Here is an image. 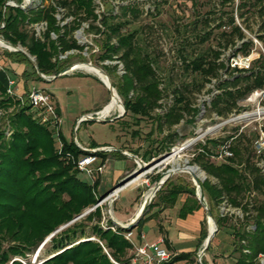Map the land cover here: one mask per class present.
<instances>
[{"label":"trees","instance_id":"trees-1","mask_svg":"<svg viewBox=\"0 0 264 264\" xmlns=\"http://www.w3.org/2000/svg\"><path fill=\"white\" fill-rule=\"evenodd\" d=\"M7 1L0 0V24L5 22L0 34L14 46L26 48L35 57L40 72L45 75H58L69 66L67 63L72 56L62 61L58 58L60 53L85 49L74 38V31L83 22H90V30L106 36L98 59L119 60L124 66L125 72L120 76L118 86L113 84L124 100L126 112L123 117H148L157 123L160 132L167 131L159 149L145 152V159L157 157L179 141L176 139L177 133L173 132L175 126L183 123L187 127L195 123L200 109L194 107L180 90L175 91L178 95L164 114L157 112L163 107L165 91L161 88L155 62L136 42L135 34L124 32L126 22H122L124 18H138L145 13L138 5L122 6L121 14H98L96 0H46V5L27 10L6 6ZM14 1L20 4L23 0ZM146 1H150L149 5H155L160 0ZM254 1L253 7L264 17V0ZM59 7L67 11L66 17H74L72 24H59L55 16ZM146 12L150 14L149 10ZM42 21H46L48 26L39 37L30 25ZM96 22L101 26L96 25ZM199 22L208 23L204 19ZM229 24L230 31L222 32L227 38L226 44L220 47L232 46L235 47L234 55L249 56L253 42L246 40V34L233 18ZM52 33L56 34V39L52 38ZM207 36L198 34L201 43H205ZM258 37L264 45V21ZM237 40L242 41V44L238 45ZM221 55V50L209 48L202 50L190 62H185L186 67L204 81L217 80L218 93L212 97L207 110L211 115L215 114L225 120L244 110L241 102L252 93L264 90V54L253 60L249 67H232L221 60ZM10 56L19 62L29 61L20 51ZM119 63L114 66L103 65L102 68L110 75L119 69ZM34 71L38 74L36 69ZM206 82L198 84L199 92L206 87ZM0 97L2 105H14L16 108L9 116L13 127L12 137L7 140L4 132L0 131V264H31L30 255L35 254L48 237L98 204L100 199L96 191H101L100 177L93 184L79 177L83 172L78 169L77 161L90 153L82 150L75 141L67 142L64 137H61L63 148L59 152L54 131L35 118L27 97H24L27 103L20 99L14 101L7 95V87L2 81ZM245 137L236 134L225 138H207L205 143L197 145L191 163L206 173V179L200 180L201 193L203 199L207 196L213 205L208 207L218 224V231L233 220L220 213V206L225 200L243 210V218L229 225L233 230L234 251L238 254L233 264H261L259 259L264 254V173L255 161V140L245 142ZM231 140L230 149L234 156L223 161L214 160L213 156L220 153L218 149ZM90 148L99 146L93 145ZM95 154L101 156L105 153ZM163 176L164 173L157 174L149 179L158 183ZM196 192V187H183L173 184L169 179L157 195L163 202L174 203L177 197L179 199L186 194V212H180L181 217H186L188 211L204 208L196 198ZM105 195H101V198ZM154 206L152 202L138 226L150 218ZM215 209L217 212H214ZM206 221L202 225L203 234ZM103 223L114 225L98 206L54 234L43 245H49L47 251L51 255L40 264H131L134 245L125 237L131 230L116 226V231H113L103 228ZM182 257H175L165 264H173Z\"/></svg>","mask_w":264,"mask_h":264},{"label":"rangeland","instance_id":"rangeland-1","mask_svg":"<svg viewBox=\"0 0 264 264\" xmlns=\"http://www.w3.org/2000/svg\"><path fill=\"white\" fill-rule=\"evenodd\" d=\"M15 2L17 3V1ZM254 2V0H160L155 5H149L150 1L146 0H126L124 2L118 0H96V8L100 14H108L110 12L121 14V7L129 4L138 5L140 9L145 11L138 18H124L122 22H126L124 32L135 34L136 42L155 62L156 70L162 83L161 88L165 91L164 99L162 100L163 107L158 109L157 112L164 114L169 106L173 104L175 97L178 95L175 93L176 90L183 91L188 99L191 100L193 106L200 109V113L196 117L194 124L184 127L185 125L182 123L174 127L173 132L177 133L176 139L179 141L170 150L164 151L157 157L145 159L144 153L159 149L163 138L167 135V131L160 132L157 128V123L151 118H134L130 116L117 118L121 112L118 108H115L106 118L114 119V121L104 123L84 119L79 120L81 116L87 113L95 114V110L101 109L112 98L108 87L94 73L78 69L74 75L68 74L59 76L53 81H46L40 78L38 74H35L30 60L20 62L19 70L16 73H11L17 86L22 87L25 83V80L22 78V72L27 70L29 73H33L32 77L27 79L30 90L45 89L54 94L55 103L56 105L59 104L62 110L61 117L63 124L61 126V137H64L67 142H79L82 146L89 149L93 145H98L99 147L111 145L116 149L112 154L125 150L127 153L129 152L128 154L137 158V160L134 159V169L123 178H127L125 184L127 187L119 195V198L113 201L109 200L100 206L106 219L113 221V219L117 220V217H126L137 209L138 204L141 208L145 197L157 184L152 180L157 174L164 173L165 176L173 168L183 169L191 166L196 168V174L201 181L207 177L206 173L199 166L191 163L197 151V145L205 143L207 138H225L229 135L243 134L246 136L245 142H247L248 140L254 141L259 132L264 130V93L261 94V90L255 91L246 100L241 102L244 110L238 114H232L228 119L224 120L215 114L211 115L207 110L212 97L218 93L216 89L217 80L213 79L211 82H206L197 73L190 71L186 67V62H190L202 50H209V48L221 50V60L232 67L236 64H241L245 60L241 54L234 55L235 47H220L221 44H226L227 38L222 35V32L230 31L229 21L231 18L242 28L247 36L246 40L252 41L254 44L251 54L247 56L250 58V65L253 60L258 59L261 54H264V45L258 37L264 17L260 15L257 8L253 7ZM147 10H149L150 14L146 12ZM66 14L67 11H65V18L62 19H68L70 24H72L74 17H66ZM203 19L207 20L208 23L201 24L199 21ZM88 24L90 22H83L74 31V38H76V32L82 27L85 28L84 35L88 38L89 43H82L77 38L76 40L81 46H88V52L80 51L76 53L67 64L70 66L92 62L103 67V65L114 66L120 62L123 65L119 60L102 61L98 59V52L93 54L94 45H99L102 48L106 36L97 35L95 31L87 28ZM95 24L99 23L96 22ZM199 33L203 35L208 34L205 43L200 42ZM93 35L97 36L94 37ZM114 43H116V40ZM237 44L241 45L242 41L237 40ZM23 49L27 51L26 48ZM121 75L122 73L119 69L116 72L110 73L109 76L114 85L118 86ZM203 82H206V87L199 92L197 86ZM115 89L117 90L116 87ZM21 93H24L23 87ZM7 95L14 101L17 99L8 93ZM120 98L124 103L123 98L121 96ZM23 102L27 103L26 99H23ZM15 109L14 105L7 107L0 103V131L4 132L7 140L13 134V127L9 116ZM55 142L57 149H59L56 135ZM231 142L232 140L227 142V145H230ZM92 149L96 150L98 148ZM174 149H182L178 158L165 162L170 158ZM218 150L221 149L219 148ZM130 161H132V158L130 159L129 157H120L114 160V163L111 165L112 170L107 169L106 178H111L115 167V171L123 173ZM255 161H257L256 157ZM150 176L152 179H149ZM79 177L86 183H94L93 179L86 173H80ZM170 179L173 184L182 185L190 189L196 187L191 174L185 171L175 172ZM118 183L111 184L108 182L102 191H96V195L100 199L99 202L107 199L111 190ZM103 194L106 195L101 198ZM157 194L158 192L152 200L154 204L160 202V197ZM186 197V194L179 197L178 228L176 227L173 233L176 239L178 234V250L188 252L189 248L196 245L195 239L198 237L196 229L199 227L203 210L196 208L192 212L188 211L186 217H181L180 214L185 211L184 206L188 201ZM196 198L199 199L197 192ZM182 199L185 200L183 201ZM204 201L208 206L212 205L207 196H205ZM223 209V205H221V211L227 212L228 216L233 218L223 229H226L230 233L232 231L233 236V230L229 225H232V223L238 221L237 219L243 217V210L240 207H231L230 211H226L227 208ZM214 212H217V210L215 209ZM206 220L204 236L207 235L208 237L210 221L208 218ZM151 228L149 222L144 221L140 226L133 229L134 239L140 236L141 230L145 231L143 234L148 233L150 236L158 233V229ZM206 238L202 241V247ZM224 238L225 234L220 231L216 234L214 241L211 242V248L218 240L221 242L220 251H227L231 245ZM44 243L35 254L30 255L31 264H40L51 255L47 251L49 245L44 247ZM234 250L230 255L231 257L229 256L231 261H234V258L238 256ZM134 252L135 250L131 254H134ZM131 264H135L134 258Z\"/></svg>","mask_w":264,"mask_h":264},{"label":"built area","instance_id":"built-area-1","mask_svg":"<svg viewBox=\"0 0 264 264\" xmlns=\"http://www.w3.org/2000/svg\"><path fill=\"white\" fill-rule=\"evenodd\" d=\"M46 4H47L46 0H23L22 3H20V4H17L14 0H8L6 3V6L20 7L24 10H27L31 7L44 6ZM28 5H30V6L28 8H25ZM5 9H6V7H5ZM65 11L66 10L64 8L59 7V8H57V11L55 14V16H56V18H57V20L61 26H64V25L69 23L68 19H62V18H65ZM96 12L98 14H100L99 11H96ZM61 15H63V17H61ZM47 26H48V24L46 21H42V22L34 23V24L30 25V27L35 30L36 35L39 37H41L42 34L47 30ZM4 27H5V22H1L0 29H3ZM87 28H89V24L87 25ZM84 30H85L84 27L79 29L76 32V38L80 39L79 41H81L82 43H89L88 38L84 35ZM97 35H93V36L96 37ZM51 36L53 39L57 38L55 33H52ZM0 38L4 39L2 36H0ZM0 45L4 46L9 51H16L14 48L3 45L1 42H0ZM19 47H21V46H19ZM88 50H89V47L86 46L83 51L88 52ZM79 52H80L79 50H71V51H68L65 53H60L58 58H59V60L63 61V60L68 59L70 56H73ZM97 52L98 53L100 52V47H99V45H94L93 54H95ZM244 59L245 60L243 62H241V64L239 63V66L249 67L250 66V58L244 57ZM119 71L122 74L125 72L123 65H121L120 63H119ZM69 73H71V72H69ZM57 76H59V74L58 75H45V74H43V79L44 80L45 79L52 80V79L56 78ZM14 84H15L14 81H10L9 85L7 87V93L11 96L15 95L14 90H13ZM263 93H264V90H261V94H263ZM19 99L23 101L24 98H19ZM27 101H28L29 105L32 107V109H34L35 118H37L40 123L48 125L54 131V133L57 137V140L59 142V149L58 150H59V152H61L62 148H63V143L61 141V134H62L61 133V126L63 124V120H62L60 111L58 110L56 104L53 101L52 94L45 89L30 90L27 94ZM100 116H102V115L100 114ZM103 118H106V117H103ZM76 144L82 150L89 149V148L82 146L79 142H76ZM253 149H254L255 157L257 159L256 164L264 173V130H261V132H259L257 138L255 139V141L253 143ZM96 150H98L97 152H103V153H113L116 151V149L111 145L101 146ZM233 156H234V153L230 149V145L226 144L221 148L220 153H218V155L213 156V159L216 161H223L226 158L233 157ZM77 167L81 172L89 175L93 179V181H95L98 178V176H100L104 171V165H103V163L100 162L99 156L95 153H92L89 155H84V156L80 157L79 160L77 161ZM205 179H206V177L203 180H205ZM126 187L127 186L124 185L123 187H121L120 189H118L117 191L112 193L109 197L112 196L113 200L118 199L119 195L125 190ZM109 197L105 200L100 201L96 207L102 206L105 202L108 201ZM221 205H223V208H224L223 210H225L227 208L226 211H230V208L233 207L231 204H229V202L227 200H225ZM220 213L222 215H228L227 212L224 213L221 211V206H220ZM102 225H103V228H105V229L110 228L113 231H116V226H117L116 224H114L113 226H107V224L103 223ZM125 237L129 241H131L132 230L127 232L125 234ZM142 237H143V235H142ZM162 242H163V240H160V242L154 243L152 245H145V246L136 247L135 253H134V255H135L134 256V262H136L138 260H142L143 264H165V263H168L169 261H171L174 257V254L172 252L168 251L166 248L160 247L159 244H161ZM150 249H152L151 252L149 251ZM202 250H203V248L199 251L197 258H196L198 264H203V261H204V255L205 254H202ZM259 260H260L261 264H264V254L260 256ZM186 264H192V263H186Z\"/></svg>","mask_w":264,"mask_h":264},{"label":"crops","instance_id":"crops-1","mask_svg":"<svg viewBox=\"0 0 264 264\" xmlns=\"http://www.w3.org/2000/svg\"><path fill=\"white\" fill-rule=\"evenodd\" d=\"M0 36L3 37L2 34H0ZM14 52H18V51H9L4 46L0 45V81H2L4 83V85H6V87H8L10 81H14L15 82V84L13 85V90L15 93L14 97L19 99V98L27 97V94L30 91V89L28 87V82H27V79L29 77L27 75H30L32 73H29L27 70L22 72V78L25 80L24 81L25 83H24V86H22L24 88V93H21L22 87L17 86L15 79L12 78V76H11L12 72L16 73L19 70V63H20L19 61L14 60V56H13V58H12V56H10V54L14 53ZM34 69H35V67H34ZM75 73H77V72L74 71V72L63 74L60 76H64V75H68V74L74 75ZM58 77L59 76H57L56 78H58ZM56 78L52 79L51 81L55 80ZM52 97H53V101L55 103L54 94H52ZM110 100H111V98L101 109L95 110V113L99 112L101 114V111L105 108V106L107 104H109ZM56 106H57L58 110L60 111V113H62V110H61L59 104ZM32 112H34V109H32ZM110 113L107 115H103V114H101V115H103V117L107 118L110 115ZM89 114H93V113H87L86 115H89ZM83 116H85V115H83ZM83 116H81V118ZM120 157H127V158L129 157L131 159L130 156L125 155L123 153H120V154L105 153L104 155L99 156L100 162L103 163V165H104V171L100 175L101 191L104 189V186L108 182H110L111 184H114L115 182H120L121 180H123L125 175L129 174L134 169L133 165H134L135 161L132 158V161L128 162V166L124 170L123 173L121 171H115L116 170V167H115L113 169V174H111V178H106L107 169L112 170L111 169L112 163H114V160H117ZM185 199H182V200L184 201ZM178 200L179 199L177 197V199L175 200L174 203L171 201L163 202L162 200H160V202L156 203L154 208L150 211V218L147 219L146 221L149 222L150 226L152 227L151 229H158V233H156L154 236H150V234H148V233L143 234V232H145V231L141 230L140 236L137 239H134L135 236H134V233L132 230L131 242L133 243L134 250H135L136 247L145 246V245H152L154 243L160 242V240H163V242L161 244H159L160 247L166 248L168 251L172 252L174 254L173 258L178 257V256H183L180 260L176 261L173 264H186V263L198 264L196 258H197L199 251L203 248L202 247V241L204 240L203 239L204 234L202 233V225L204 223V220L207 219V213H206L205 208H203L202 209L203 214L200 217L199 227L196 229V232H198V237H197V239H195L196 245H194L192 248H189L188 252H186L185 250L180 251V250H178V234H177V239H176V237L173 233V230L176 227L178 228ZM139 209H140V207L138 204L137 209H135L131 214H129L126 217H117V221L122 223V224L129 223L136 216ZM220 231H222L225 234L224 239L229 241L231 246L229 247V249H227V251L222 252V251H220L221 242H219L217 240L213 244V247L211 248V246H210V248L205 253L203 264H233L234 263L233 260L232 261L230 260L231 259L230 255L234 249V239L232 236V231H231V233L228 232L226 229H222ZM220 231H218L217 234ZM142 235H143V237H142ZM215 236H214V238H215ZM214 238L212 241H214ZM149 251L151 252L152 249H150ZM140 262H142V260L136 261L135 264H139ZM141 264H143V263H141Z\"/></svg>","mask_w":264,"mask_h":264},{"label":"water","instance_id":"water-1","mask_svg":"<svg viewBox=\"0 0 264 264\" xmlns=\"http://www.w3.org/2000/svg\"><path fill=\"white\" fill-rule=\"evenodd\" d=\"M30 5L26 6L25 8H28ZM0 42L7 46V45H10L11 47H13L16 51H20L22 53H24L28 58L29 60L31 61L32 65L35 67V69L37 70V73L40 77L43 78V73L40 72V70L38 69V65L36 63V59L34 57H32L27 51H25L22 47H18V46H14L13 44H11L10 42L0 38ZM87 64L97 68L98 70H100L109 80V85H107L104 80L98 76V78L108 87V89L110 90L111 92V95L114 94V90H115V87L112 83V80L110 78V76L108 75V73L100 66L96 65V64H93L92 62H88ZM77 64H73V65H70L68 67H66L63 71H61L59 73V76L60 75H63V74H66V73H69V72H73V71H76L78 70L76 68ZM96 75V74H95ZM46 81H51L49 79H45ZM122 107H123V111L117 116V118H120L122 116L125 115V106H124V103L122 102V100L120 99L119 100ZM90 120V121H94V122H111V121H114V119H106V118H103L102 116H100L99 112H96L95 114H89V115H85L83 116L80 120ZM188 146V145H187ZM187 146H184V147H187ZM86 151H88L90 154L92 153H96L98 150H95V149H87ZM121 152L120 153H123L125 155H128L130 156L131 158L133 159H136L134 156L130 155L127 153V151L125 150H120ZM175 151L172 150V154L173 152ZM179 151H182V149H179ZM164 163V162H163ZM191 168H195V167H191V166H187L183 169L181 168H173L171 169L168 174H166L164 177L161 178V180L150 190L149 194H147V196L145 197L144 199V202L143 204L141 205V208L140 210L138 211V213L136 214V216L127 224H122L120 222H118L117 220H114L113 219V222L114 224H116L117 226H120V227H123V228H127L129 230H133L134 228H136L139 224V222L141 221V219L144 217L146 211L148 210L153 198L155 197L156 193L163 187V185L171 178V176L175 173V172H178V171H185V172H188L191 174L192 178H193V181L195 182V185H196V188H197V194H198V197H199V200L202 204V206L205 208L206 210V213H207V218L209 219L210 222H213L214 223V230L211 231V229L209 230V235L208 237L206 238L205 240V243H204V246H203V250H202V254H205L214 238V236L217 234L218 232V224L217 222L214 220L213 218V215L208 207V205L206 204V202L204 201L203 197H202V193H201V182H200V179L198 177V175L196 174V172L192 171ZM196 169V168H195ZM126 181H127V178L121 180L116 186L115 188H113V190H111V192L109 193L108 197L114 193L115 191H117L118 189H120L121 187H123L125 184H126ZM97 206V205H96ZM93 207L92 209L86 211L84 214L78 216L77 218H75L72 222L62 226L61 228H59L57 231H55L50 237H48V239L45 241L48 242L49 239L54 235L56 234L57 232L61 231L62 229H64L65 227L69 226L70 224H72L73 222H75L76 220H78L79 218L85 216L86 214H88L91 210H93L94 208ZM44 243V244H45Z\"/></svg>","mask_w":264,"mask_h":264},{"label":"bare ground","instance_id":"bare-ground-1","mask_svg":"<svg viewBox=\"0 0 264 264\" xmlns=\"http://www.w3.org/2000/svg\"><path fill=\"white\" fill-rule=\"evenodd\" d=\"M7 46L8 47H11L10 45H7ZM11 48H13V47H11ZM76 68L77 69H82V70H85V71H88V72H91V73H94V74L100 76L107 85H109V83H110L109 80H108V78L100 70H98L97 68H95V67H93V66H91V65H89L87 63H79V64H77ZM120 99L121 98H120L117 90L115 89L114 90V94L112 95L111 101L109 102V104L106 105V107L104 108V110L101 111V114L107 115V114H109L115 108H118L119 111L122 112L123 111V107H122V105H121V103L119 101ZM180 152L181 151H179V149H175V151L170 156V158H168L165 162H169V161L175 160L176 158H178ZM191 170L194 171V172L197 171L195 168H191ZM109 200H113V197L112 196L109 197L108 201ZM214 228H215L214 223L213 222H210V229H211V231H213Z\"/></svg>","mask_w":264,"mask_h":264}]
</instances>
